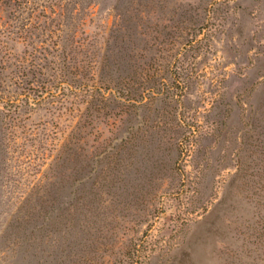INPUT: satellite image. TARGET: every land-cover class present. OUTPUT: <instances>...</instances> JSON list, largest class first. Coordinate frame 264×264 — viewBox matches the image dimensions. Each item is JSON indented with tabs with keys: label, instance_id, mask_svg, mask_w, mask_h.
Instances as JSON below:
<instances>
[{
	"label": "rangeland",
	"instance_id": "374dc122",
	"mask_svg": "<svg viewBox=\"0 0 264 264\" xmlns=\"http://www.w3.org/2000/svg\"><path fill=\"white\" fill-rule=\"evenodd\" d=\"M0 264H264V0H0Z\"/></svg>",
	"mask_w": 264,
	"mask_h": 264
},
{
	"label": "trees",
	"instance_id": "16d2710c",
	"mask_svg": "<svg viewBox=\"0 0 264 264\" xmlns=\"http://www.w3.org/2000/svg\"><path fill=\"white\" fill-rule=\"evenodd\" d=\"M63 90H61V92H59V93H52V92H48L49 93V95H53V99H56L57 100V102H59L60 100L59 99H61V98H63V95L62 94H64V91L62 92ZM2 98V97H1ZM40 100H42V101H46V98L44 97V96H40V99L39 100H37V99H35V98H30V97H28L27 99H26V104L27 105H30V102H32L31 104H33V105H37V103L39 104L40 103ZM51 102V101H50ZM7 103H11V104H14V112H16L17 113V111L18 110H20L22 107H23V105L22 104H19V103H17V100L16 99H9L8 100V102ZM12 109H9V111L8 112H10ZM40 195V193L39 192H37V196H39ZM50 191H48V192H45V194H41V197H39L38 199H37V202L38 201H42V202H44V201H46V202H49V201H51V198H50ZM27 204L29 205L30 204V201H28L27 202ZM32 207H34V208H32V209H36L37 210V208H35V206H32ZM20 212H22V210H16V212L11 216L12 217V223L13 224H11V226L9 225V231L8 232H11L10 230H12V231H14L15 230V234H18L19 233V231H21V232H25V230L24 229H26L25 227H23V224H21V222H23V223H30V220L28 221V219H29V215H30V213L32 214V210H25V211H23L20 215H19V213ZM14 223H16V225H14ZM24 228V229H23ZM7 229V230H8ZM31 234H32V232H34V230H32V229H30V230H28ZM13 234V233H12ZM14 242H13V245L14 246H17V247H19V249H21L22 248V245H19L18 246V242L19 243H24L25 244V241H24V239H22V237L18 234V235H15L14 236ZM23 240V241H22ZM30 240H31V238H30ZM32 241V240H31ZM27 242H30V241H27Z\"/></svg>",
	"mask_w": 264,
	"mask_h": 264
}]
</instances>
